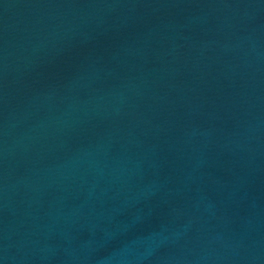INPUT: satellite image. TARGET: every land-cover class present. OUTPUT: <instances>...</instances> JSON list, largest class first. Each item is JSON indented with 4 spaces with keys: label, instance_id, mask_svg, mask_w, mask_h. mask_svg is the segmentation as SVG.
Here are the masks:
<instances>
[{
    "label": "water",
    "instance_id": "obj_1",
    "mask_svg": "<svg viewBox=\"0 0 264 264\" xmlns=\"http://www.w3.org/2000/svg\"><path fill=\"white\" fill-rule=\"evenodd\" d=\"M0 264H264V0H0Z\"/></svg>",
    "mask_w": 264,
    "mask_h": 264
}]
</instances>
